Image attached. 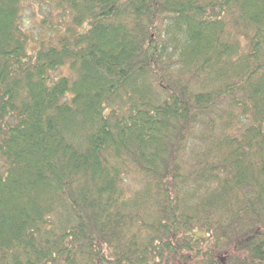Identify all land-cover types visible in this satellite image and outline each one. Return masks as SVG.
<instances>
[{
    "label": "trees",
    "instance_id": "1",
    "mask_svg": "<svg viewBox=\"0 0 264 264\" xmlns=\"http://www.w3.org/2000/svg\"><path fill=\"white\" fill-rule=\"evenodd\" d=\"M30 6L43 34L0 0V264H264V0Z\"/></svg>",
    "mask_w": 264,
    "mask_h": 264
},
{
    "label": "rangeland",
    "instance_id": "2",
    "mask_svg": "<svg viewBox=\"0 0 264 264\" xmlns=\"http://www.w3.org/2000/svg\"><path fill=\"white\" fill-rule=\"evenodd\" d=\"M32 0H22V5H23V12L22 15L28 20L29 25H26V27L30 28L31 32L33 34H43L42 27L39 26V24L35 21L36 19L39 18V15L37 11H32V8L30 6V2ZM35 10V8H33ZM36 46V43L34 41L30 42V48H34Z\"/></svg>",
    "mask_w": 264,
    "mask_h": 264
}]
</instances>
